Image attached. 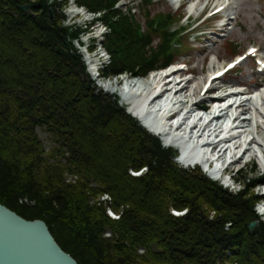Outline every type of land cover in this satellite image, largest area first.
Here are the masks:
<instances>
[{
  "label": "trees",
  "instance_id": "16d2710c",
  "mask_svg": "<svg viewBox=\"0 0 264 264\" xmlns=\"http://www.w3.org/2000/svg\"><path fill=\"white\" fill-rule=\"evenodd\" d=\"M115 1L78 3L119 16ZM22 5H28V12L21 11ZM55 7L47 0H0V203L28 220H43L79 264H218L231 258L237 264H264V222L248 229L258 197L246 189L233 195L198 172L178 168L171 151L116 110L115 100L114 107L105 105L87 85L81 58L69 53L76 35L61 26L63 15ZM151 22L142 38L130 16L111 23L105 47L113 72L135 64L142 72L153 68L154 56L128 52L148 45L149 32L158 34L162 65L172 60L166 21L158 31ZM58 38L67 57L53 54ZM37 126L55 137L58 146L51 157L56 163L48 161ZM144 166L147 172L141 176L128 173ZM65 171L82 181L65 183ZM92 182L100 187H91ZM90 193L110 195L115 211L124 207L121 217L111 219L103 207L90 205ZM20 197L35 204H19ZM206 204L221 212L216 220L207 219ZM170 208H187L188 214L173 217ZM227 222L232 225L226 231ZM106 229L116 238H103ZM141 247L145 252L139 255Z\"/></svg>",
  "mask_w": 264,
  "mask_h": 264
},
{
  "label": "rangeland",
  "instance_id": "374dc122",
  "mask_svg": "<svg viewBox=\"0 0 264 264\" xmlns=\"http://www.w3.org/2000/svg\"><path fill=\"white\" fill-rule=\"evenodd\" d=\"M57 1L59 3L56 2V4L54 5L56 7L54 9L56 10V12L62 13L63 15L61 26L65 28L67 26H76L77 28V33L75 34L76 36L78 35V33L81 32L80 34L81 39L70 42L71 50L69 49L68 51L71 54L78 55L83 61L85 73H87L89 78L88 79L89 84L87 85H90V88L94 89V94L101 97L105 105L107 104L110 107L111 106L114 107L115 105L113 104V100H115L117 104L115 106V109L123 110L124 114L129 115L128 109L125 110V108L120 106V104L118 103V99H115L112 93L102 89L101 82L106 83L108 80H115L116 77L118 78V79L116 78L117 82H121V81L123 82L128 78L136 77V76L139 77V80L150 79L153 77V74H155V71L149 68L142 72L141 68L139 70L138 68L139 66H136L137 64H135L133 68L131 67L129 68V70H124L125 72L123 71L113 72L112 71L113 67L111 68L109 67L111 57L109 60V54H106V51L103 50V48H105L106 46L105 44L107 43L106 42L107 40L106 38L103 40L105 35L102 36V34L100 35L101 32H98L102 30L104 32V28L100 25L99 21L96 20L93 21V17H94L93 15H96L98 12L101 13L100 15L104 17L103 21L105 23L106 16H109L110 18L113 17V21H115L116 17L119 18V16L121 15H127L128 13H131L133 14L134 21L139 24L140 29L143 30L145 33V31L147 30L146 18L151 19L158 13H162V14L169 13L170 15L173 14L174 17L173 19L176 20L179 16L185 15L188 12H186L185 9H181V8L177 10L174 5L169 4L166 0H119L118 3H116L117 8H120L119 10H117L120 11V13L117 12L119 16L113 13L114 11L110 13L107 12V10L105 9L100 11H95L97 13L92 14L91 12L93 11H90L84 5L78 3L79 0H57ZM230 1H231L230 15L234 17L229 21L231 23L232 29L226 30L223 33H219V35L211 34L208 32L210 30H207V33L203 36V38H201L200 33L191 31V29L194 27L193 25H191L190 23H188V25H185L187 23L186 16H184L179 23H174L173 27H175L177 24L178 26H184V27L186 26L187 28L188 34L187 35L185 34L186 36L184 37L185 47L182 52L183 55L179 56L177 61L180 63L184 62L187 64V67H189V69L186 72L192 74V81H198L196 83L197 90L201 88L202 86L201 84L205 81L208 74L211 73V70L222 66L226 61L234 58V56L237 53L239 54L242 48H244L248 44L259 43L262 47V53L264 55V0H230ZM194 5H192V7ZM23 7H26V9H24ZM28 10H29L28 5L21 6L22 12H28ZM196 11L197 9L195 10V12ZM195 14L197 13H193L192 15L194 16ZM203 28L206 29L207 27H203ZM157 36L158 34L149 32L148 38L146 39L149 41V44L145 46L140 45L138 51L136 50L137 47L135 46L133 49L130 48V50H128L129 55L133 57L136 54L142 53L144 57L151 58V56H154L156 64L153 66V68L161 66L163 61L159 59L160 57L158 55L157 47L159 40ZM206 38L208 40H206ZM57 42L60 44V46L57 47L58 49L53 54L56 57L57 56L61 57V55H63V57H67L68 53L65 51L63 44L59 38ZM131 46L133 47V45ZM88 55L92 56V59L94 60L92 63H95L96 68L99 69L98 74L100 75H97V73L94 75V73L90 71L91 63L89 64L90 61L88 60L87 57ZM181 74L183 75L185 74V72H181ZM113 76L116 77L113 78ZM255 76L263 78L264 74L262 75L255 74L254 71H252L250 67L247 65V63H245L242 66V68L240 67V69L236 73L227 76L224 79L223 83L221 84H226V85L238 84V83L240 84V83L248 82L250 79H254ZM263 96L264 95L261 93L260 104L262 106L264 105ZM180 101L184 102L183 97L180 99ZM251 104L252 103L246 101L241 107H238V110H240L242 113L240 114L242 117L248 116L250 112L249 110L251 109ZM244 112L246 114H243ZM129 116L141 129H143L147 133V135L151 136V138H157L154 133H152L149 129L141 125L140 124L141 122L137 121L136 118L132 117L131 115ZM247 120L245 121L246 124L248 123ZM217 127L218 126L214 127L211 130L212 132L214 131L215 134L218 133ZM36 134L38 139L41 141V144L44 147V151L45 154L47 155L48 161L50 163H56L55 161L56 158L51 157L52 150L58 146L57 143L54 142L55 137L52 136V133L48 131L46 127H40V126L36 127ZM151 138L150 140L152 141ZM158 142L162 149L171 151L170 154L171 160L176 164L178 168L185 170V172L193 171L195 172V174H197L198 172V174L200 173L199 175H201L202 178L217 183L219 187H221L223 190H226L228 193L234 195L246 189L247 195L249 196L254 195L258 197L256 194H260L263 189L261 186L258 185L263 181H261L262 179L260 177L261 169L257 162L255 153L246 154L245 156L247 158L244 156L246 159L242 157L240 158L239 161H237L232 166H230L229 169L231 176L227 179V181L224 184H222L223 183L222 181L212 179L206 173H204L200 167L202 166L200 163L191 164L192 167L191 165L180 166V164H177L175 162L176 160L173 159V156L178 155V151L176 147L172 146L170 148L169 147L164 148L161 145L159 139ZM62 162H64L63 159ZM151 164L155 166L157 165V162L153 161ZM140 169H142L141 175L147 172V166L146 167L144 166ZM138 170H134L130 168L128 169V173L132 176H136L135 173ZM192 175H194V173H192ZM63 181L67 184H76L82 181V178L81 176H79L74 172L65 171L63 173ZM226 183H229L228 184L229 186ZM89 185L91 187H97V188L100 187V185L96 182H92ZM258 200L259 197L256 200L252 209L256 215V218L253 219L251 222H249L248 224L249 230L258 228L259 224L264 222V214H261V212L263 211L261 210V208L264 206L262 207L258 206L256 204V203H260V201ZM18 203L26 204L29 206H33L35 204L34 201H31L26 197H20L18 199ZM89 204L96 205L98 207H103L108 217L110 216L108 215L107 209H111L112 211H115V209L112 206L111 197L106 193H98L93 195L92 193H90ZM203 207L204 210L207 212L206 214L208 215L207 216L208 220H216V217L221 215V212L217 213V210L211 208L208 209L207 207L209 206H207V204L203 205ZM118 209H119L118 212L117 211L115 212L122 215V212L124 211V207L120 206ZM176 211L179 212L178 215L176 214L177 213ZM168 213L173 217H183L188 214V210L187 208H184L182 210L170 208ZM252 222H255L256 225L250 227V224ZM231 225L232 223L230 222L225 223L224 229L227 231L231 227ZM102 237L110 240L116 238V236L113 235L111 229H106L103 232ZM144 252L145 250L143 247L137 249V253L139 255L144 254ZM225 256L227 258H231L230 257L231 254L229 250L226 251ZM231 260L232 258L229 260L224 259L223 263L219 261L218 264H237V262Z\"/></svg>",
  "mask_w": 264,
  "mask_h": 264
},
{
  "label": "bare ground",
  "instance_id": "6f19581e",
  "mask_svg": "<svg viewBox=\"0 0 264 264\" xmlns=\"http://www.w3.org/2000/svg\"><path fill=\"white\" fill-rule=\"evenodd\" d=\"M191 10H195L194 6H189V11ZM87 57L89 64L91 63L90 71L95 75L97 68L95 63H92L94 60L91 55ZM173 63L166 69L155 72L149 80L135 78L127 81L122 87L116 84V80H108L106 83H101L102 89L110 93L119 91L129 103V109L141 118L152 133L162 134L166 144H173L182 149L185 165L200 163L207 167L209 161L217 157L209 172L213 178H218L227 162L238 158L237 162L240 160L239 157L246 159L245 155L248 153H255L263 164L264 105L260 104V94L264 95V92L259 91L260 94L256 92L249 96L234 95L232 92L226 96L228 99L226 103L215 102L211 110L204 112V108L199 110L203 102L196 104L202 89L197 90L198 81L188 80L183 76L184 74H181L182 66L178 68L177 65H183L182 62L175 60ZM211 92L213 89L206 94H212ZM154 94H162L160 103L151 101ZM182 97L184 102L180 101ZM206 99L203 101H207ZM230 101L233 104L226 106ZM246 101L252 104L248 116L243 118L238 107ZM174 117L176 118L171 121ZM213 126H218V133L211 131ZM261 210L264 208L262 207Z\"/></svg>",
  "mask_w": 264,
  "mask_h": 264
},
{
  "label": "water",
  "instance_id": "95a60500",
  "mask_svg": "<svg viewBox=\"0 0 264 264\" xmlns=\"http://www.w3.org/2000/svg\"><path fill=\"white\" fill-rule=\"evenodd\" d=\"M0 264L78 262L58 245L43 220H27L0 203Z\"/></svg>",
  "mask_w": 264,
  "mask_h": 264
}]
</instances>
